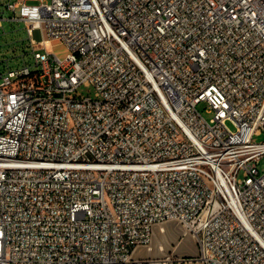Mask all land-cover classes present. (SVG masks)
<instances>
[{"label":"built area","instance_id":"2783aa9c","mask_svg":"<svg viewBox=\"0 0 264 264\" xmlns=\"http://www.w3.org/2000/svg\"><path fill=\"white\" fill-rule=\"evenodd\" d=\"M0 7L34 59L0 73V264H129L168 224L200 264H264V0Z\"/></svg>","mask_w":264,"mask_h":264},{"label":"rangeland","instance_id":"374dc122","mask_svg":"<svg viewBox=\"0 0 264 264\" xmlns=\"http://www.w3.org/2000/svg\"><path fill=\"white\" fill-rule=\"evenodd\" d=\"M15 16L18 17V12ZM12 17V13L0 7V18H2L0 27V73H4L8 69L19 68L24 63L34 65L33 53L25 25L22 21L9 20ZM35 38H39V33L35 32ZM48 50L61 60L65 59L69 53V49L60 40H51L48 44ZM76 95L93 97L94 90L92 87L82 85L77 89ZM197 110L208 121L214 117L212 112H208L207 105L204 102L197 105ZM227 125L230 129H234L231 122H228ZM254 140L264 142V134L255 136ZM259 170L264 171V157L259 162ZM241 177L242 173L239 174V178ZM167 228L164 233L157 229L152 244L148 247H139L129 264H200L188 257L196 254L193 242L190 239L181 242L180 231L173 224H168Z\"/></svg>","mask_w":264,"mask_h":264},{"label":"bare ground","instance_id":"6f19581e","mask_svg":"<svg viewBox=\"0 0 264 264\" xmlns=\"http://www.w3.org/2000/svg\"><path fill=\"white\" fill-rule=\"evenodd\" d=\"M159 264V263H158Z\"/></svg>","mask_w":264,"mask_h":264}]
</instances>
